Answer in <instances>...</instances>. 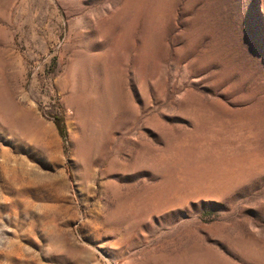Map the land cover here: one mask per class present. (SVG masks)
<instances>
[{
	"label": "rangeland",
	"instance_id": "374dc122",
	"mask_svg": "<svg viewBox=\"0 0 264 264\" xmlns=\"http://www.w3.org/2000/svg\"><path fill=\"white\" fill-rule=\"evenodd\" d=\"M0 264H264V0H0Z\"/></svg>",
	"mask_w": 264,
	"mask_h": 264
},
{
	"label": "trees",
	"instance_id": "16d2710c",
	"mask_svg": "<svg viewBox=\"0 0 264 264\" xmlns=\"http://www.w3.org/2000/svg\"><path fill=\"white\" fill-rule=\"evenodd\" d=\"M55 122L57 124L60 134L65 136L67 131H66V127L64 124V120L61 117H56Z\"/></svg>",
	"mask_w": 264,
	"mask_h": 264
}]
</instances>
